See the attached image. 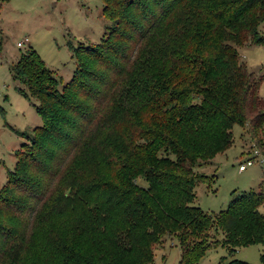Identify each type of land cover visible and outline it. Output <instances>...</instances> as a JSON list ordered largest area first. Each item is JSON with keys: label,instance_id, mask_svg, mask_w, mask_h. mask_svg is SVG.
I'll use <instances>...</instances> for the list:
<instances>
[{"label": "trees", "instance_id": "obj_1", "mask_svg": "<svg viewBox=\"0 0 264 264\" xmlns=\"http://www.w3.org/2000/svg\"><path fill=\"white\" fill-rule=\"evenodd\" d=\"M102 2L104 34L74 48L61 89L32 48L10 68L42 124L16 131L27 142L0 189V264H151L173 239L179 264H198L214 243L264 246L262 183L214 215L193 204L196 167L235 125L264 150L261 78L239 53L264 46V0Z\"/></svg>", "mask_w": 264, "mask_h": 264}, {"label": "rangeland", "instance_id": "obj_2", "mask_svg": "<svg viewBox=\"0 0 264 264\" xmlns=\"http://www.w3.org/2000/svg\"><path fill=\"white\" fill-rule=\"evenodd\" d=\"M102 0H0V189L13 169L16 152L27 140L16 131L30 134L42 124L41 116L32 103L18 91L19 85L12 78L10 68L28 48L36 51L45 65L53 72L58 89L72 77L76 68L74 48L98 43L108 23L102 14ZM264 29V28H262ZM23 41L22 46L17 43ZM241 59L260 80L258 94L264 108V46L246 45L239 49ZM234 142L225 152L211 161L196 167V172L206 175L204 182L195 188L194 205L210 215L226 209L236 193L260 190L264 186L263 169L255 164L239 171V163L258 149V138L251 137L239 125L232 129ZM263 138L260 140V142ZM257 147V148H256ZM140 184H142L141 180ZM259 210L264 212V205ZM220 234L215 240L222 239ZM261 244L237 249L233 256L220 243L213 244L198 264H218L225 257L251 264H262ZM180 248L176 239L167 240L158 248L151 264H179Z\"/></svg>", "mask_w": 264, "mask_h": 264}, {"label": "built area", "instance_id": "obj_3", "mask_svg": "<svg viewBox=\"0 0 264 264\" xmlns=\"http://www.w3.org/2000/svg\"><path fill=\"white\" fill-rule=\"evenodd\" d=\"M18 46L23 45V41H19L17 43ZM259 165L263 169L264 174V157L261 155L258 149H254L251 156L247 157L244 161L239 163V171H245L248 167L253 165Z\"/></svg>", "mask_w": 264, "mask_h": 264}]
</instances>
